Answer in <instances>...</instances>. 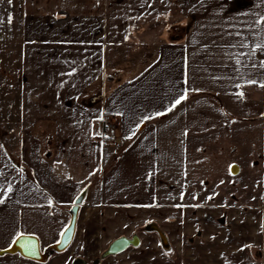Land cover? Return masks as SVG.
Segmentation results:
<instances>
[{
  "label": "crops",
  "instance_id": "obj_1",
  "mask_svg": "<svg viewBox=\"0 0 264 264\" xmlns=\"http://www.w3.org/2000/svg\"><path fill=\"white\" fill-rule=\"evenodd\" d=\"M21 14L11 32L17 66L1 79L10 106L0 114V250L18 235L47 249L85 196L65 251L44 263L4 254L0 264H98L140 228L137 247L101 264H195L201 251L208 264H244L235 211L220 206L224 218L211 223L214 209L169 200L185 181L174 169L179 148L193 157L213 141L237 144L248 124L263 125L250 174L264 186V0H21ZM228 223L238 227L232 240Z\"/></svg>",
  "mask_w": 264,
  "mask_h": 264
},
{
  "label": "rangeland",
  "instance_id": "obj_2",
  "mask_svg": "<svg viewBox=\"0 0 264 264\" xmlns=\"http://www.w3.org/2000/svg\"><path fill=\"white\" fill-rule=\"evenodd\" d=\"M21 15V0L18 1V4L16 0H0V95L2 89L5 90V88H1V79H9L11 77L10 67L17 66V55L13 56L11 50L13 47L11 32L16 30L20 31V24L16 21L19 18L21 19ZM167 20L168 19H165V21ZM170 25V23H167V26H164L169 28ZM6 90L10 91V87L6 88ZM1 98L2 97H0V101ZM9 106L10 104L1 105L0 103V114L6 111ZM7 121L10 122V120ZM244 128L248 130V140L244 136H241L239 137L237 144L230 143L229 141L232 140L226 139L224 140V145L213 141L211 142L212 147L210 150H207L205 147H195L192 152L193 157L188 156L191 153L189 152L190 150L179 148V150L176 151L178 154V166L174 169L181 174L179 176L185 181L177 184V187L172 184L173 189L179 190V198H173L169 201L180 205L192 203L198 207H205L208 210L214 209L212 217H207V220H211V223H214V221L216 222L218 218L220 220L224 218L222 217V212L221 214H218L216 211L220 206H222V210L227 207V210L229 209L230 212L235 211L234 213L238 214L237 217H241L243 218L242 220H245L239 225L241 228L243 227L244 233L242 236L244 251L242 250L243 255H241L243 263L249 264L250 260L253 262L258 260L259 264H264V195L261 194L263 192L262 190H264V186L252 181L253 179L251 176L253 175L250 174L251 168H253V171L255 172L256 166L262 159L263 125L258 124L257 126H252L251 124H248V126ZM214 144L218 149H213ZM247 164H249L248 167ZM234 165L239 169L236 175H233L230 172L231 166ZM256 177H258L257 173L255 174V178ZM191 215L194 216V218H197L195 216L196 214L192 213ZM231 215L233 216V213H231ZM204 216H206V214H204L203 217ZM247 216L253 217V223L246 221L245 218ZM237 219L240 220V218ZM202 221L205 222L206 219L203 218ZM225 226L227 232L225 238L227 237L228 240H232L234 235L238 236V227L235 224L228 223L225 224ZM221 227H224V224H221ZM253 228L254 232L251 231ZM249 230L252 232V234L250 232L251 236H253L252 238L250 234L248 235ZM141 233H144L143 228H140L133 234L141 235ZM222 233V231L216 232L212 239L220 237ZM149 235H151V233ZM130 236L131 234L129 237ZM198 237H200L199 233ZM152 238H155V240L157 239L158 242L160 241L157 234ZM188 240L189 238L186 239V241ZM190 240V243L184 242L185 245H187V243L192 244L196 241L193 238ZM200 241L201 244H203V240ZM233 241L231 242L233 243ZM146 246L151 247L149 244ZM160 247L161 245L159 242V245H157L156 248L160 250ZM130 249L133 248L129 247L128 250ZM105 250L103 249L99 254L98 264H101L106 258L102 256ZM208 254L209 253H203L202 251L198 252V257H195L192 262H195V264H208ZM185 256L186 254L184 257ZM216 258L218 259L217 255Z\"/></svg>",
  "mask_w": 264,
  "mask_h": 264
},
{
  "label": "water",
  "instance_id": "obj_3",
  "mask_svg": "<svg viewBox=\"0 0 264 264\" xmlns=\"http://www.w3.org/2000/svg\"><path fill=\"white\" fill-rule=\"evenodd\" d=\"M239 169L237 166H231L230 172L233 175H236L238 173ZM85 196V191L80 192V194L74 199L73 205L69 208L68 214H69V221L65 228L62 230L61 233H65V235L59 236L56 243L50 245L47 249L42 250L40 247L39 240L30 235H18L19 240L17 243L13 244L11 243L10 246L4 250H0V256L4 254H18L23 258L33 260L39 263H44L47 261L49 256H51L53 253H61L65 251L72 243L75 235L76 230V223H77V217H78V211L79 207L82 204ZM146 230H157L154 225H150L146 227ZM160 239L162 240V244L166 245V241L164 236L159 232L158 233ZM14 238V240L17 239ZM31 243H34L35 248V255H30L28 249L25 247L26 245H29ZM140 243L138 236H132L131 238L127 237H118L114 239L107 247V249L102 254L103 257L108 256H114L118 255L125 250H127L129 247H137Z\"/></svg>",
  "mask_w": 264,
  "mask_h": 264
},
{
  "label": "built area",
  "instance_id": "obj_4",
  "mask_svg": "<svg viewBox=\"0 0 264 264\" xmlns=\"http://www.w3.org/2000/svg\"><path fill=\"white\" fill-rule=\"evenodd\" d=\"M242 92V90H241ZM116 131V123L111 115H106L103 118V129L104 135L110 136Z\"/></svg>",
  "mask_w": 264,
  "mask_h": 264
},
{
  "label": "snow or ice",
  "instance_id": "obj_5",
  "mask_svg": "<svg viewBox=\"0 0 264 264\" xmlns=\"http://www.w3.org/2000/svg\"><path fill=\"white\" fill-rule=\"evenodd\" d=\"M262 87H264V85H262ZM183 99H186V95L181 96L180 98H178V99L175 101V103L172 105V107H175V106H176L177 104H179ZM169 110H171V109H169ZM145 119H147V117H145ZM61 235L63 236V235H65V233H61ZM18 240H19V237H17L16 240H13L12 243L15 244V243L18 242ZM25 247L28 249L30 255H35V248H36V246H35L34 243H31V244H29V245H26Z\"/></svg>",
  "mask_w": 264,
  "mask_h": 264
}]
</instances>
